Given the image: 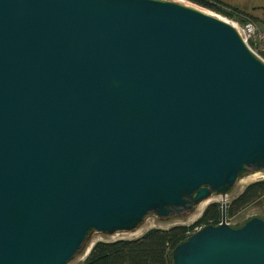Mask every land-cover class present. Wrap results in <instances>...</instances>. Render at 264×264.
Segmentation results:
<instances>
[{
    "label": "water",
    "instance_id": "obj_1",
    "mask_svg": "<svg viewBox=\"0 0 264 264\" xmlns=\"http://www.w3.org/2000/svg\"><path fill=\"white\" fill-rule=\"evenodd\" d=\"M260 170L264 62L232 24L174 0H0V264H66L211 194L219 223L172 264H264V220L231 227L223 201Z\"/></svg>",
    "mask_w": 264,
    "mask_h": 264
},
{
    "label": "trees",
    "instance_id": "obj_2",
    "mask_svg": "<svg viewBox=\"0 0 264 264\" xmlns=\"http://www.w3.org/2000/svg\"><path fill=\"white\" fill-rule=\"evenodd\" d=\"M187 1L238 24L252 20L249 16L219 0ZM249 44L251 46V43ZM261 54L264 56V53ZM263 196L264 178L247 183L236 196L224 203L225 216H233ZM219 221L220 202L211 201L205 205L201 214L188 225L176 223L166 228L154 226L147 228L134 238L96 240L91 244L79 264H172L171 250L175 245L183 241L188 234L195 230V227L199 228L207 224L216 225ZM231 227H238V225Z\"/></svg>",
    "mask_w": 264,
    "mask_h": 264
},
{
    "label": "rangeland",
    "instance_id": "obj_3",
    "mask_svg": "<svg viewBox=\"0 0 264 264\" xmlns=\"http://www.w3.org/2000/svg\"><path fill=\"white\" fill-rule=\"evenodd\" d=\"M179 3L185 4V5H191L193 7H196L200 9L201 11L211 14L223 21H227L228 23L232 24V22H235L233 20H230L220 14L214 13L208 9H205L203 7H200L198 5H195L191 2H188L187 0H174ZM264 178V170H260L257 172H250L246 174L245 176L239 178L234 185L231 187V189L224 195L223 201L228 202L231 198L236 196L242 188L249 182L258 180ZM211 201H218L220 202V196L211 194L208 198L197 204L194 209L191 212H187L183 216H176V215H169L166 219H160L152 214L147 215L143 221L132 231H117L111 235H102L98 232H95L91 235L88 243H86V246L84 249L77 255H75L68 263L66 264H79L82 259L84 258L87 250L91 246V244L96 240H113L117 238H134L140 235L143 231H145L149 227H161L166 228L172 224L180 223L184 225H188L191 222H193L201 213L205 205ZM201 207V208H200ZM200 208V209H199ZM197 209V210H196ZM200 210V211H199ZM195 215H192V214ZM193 217V218H192ZM251 217H259L264 220V196L260 198L258 201L254 202L253 204L247 206L243 210L237 212L233 216L226 217L224 221L230 225V226H236L241 225L245 220L251 218ZM139 228V229H138ZM141 228V229H140ZM195 227L194 229H196Z\"/></svg>",
    "mask_w": 264,
    "mask_h": 264
},
{
    "label": "built area",
    "instance_id": "obj_4",
    "mask_svg": "<svg viewBox=\"0 0 264 264\" xmlns=\"http://www.w3.org/2000/svg\"><path fill=\"white\" fill-rule=\"evenodd\" d=\"M244 43L264 62V30L258 29L252 20H246L243 24L232 22ZM251 43V46L250 44Z\"/></svg>",
    "mask_w": 264,
    "mask_h": 264
},
{
    "label": "crops",
    "instance_id": "obj_5",
    "mask_svg": "<svg viewBox=\"0 0 264 264\" xmlns=\"http://www.w3.org/2000/svg\"><path fill=\"white\" fill-rule=\"evenodd\" d=\"M249 16L260 30H264V0H219Z\"/></svg>",
    "mask_w": 264,
    "mask_h": 264
},
{
    "label": "bare ground",
    "instance_id": "obj_6",
    "mask_svg": "<svg viewBox=\"0 0 264 264\" xmlns=\"http://www.w3.org/2000/svg\"><path fill=\"white\" fill-rule=\"evenodd\" d=\"M244 176H245V175H244ZM242 177H243V176H242ZM200 208H201V207H200ZM200 208H199V209H200ZM196 210H197V209H196ZM199 211H200V210H199ZM191 213H192V212H191ZM200 214H201V213H200ZM192 215H195V214L193 213ZM192 218H193V217H192ZM138 229H139V228H138ZM140 229H141V228H140ZM120 239H121V238H120Z\"/></svg>",
    "mask_w": 264,
    "mask_h": 264
}]
</instances>
